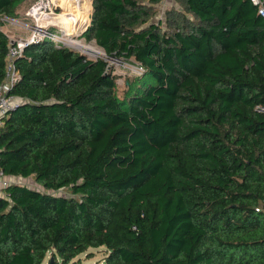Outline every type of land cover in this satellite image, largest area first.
Here are the masks:
<instances>
[{"label":"trees","instance_id":"obj_1","mask_svg":"<svg viewBox=\"0 0 264 264\" xmlns=\"http://www.w3.org/2000/svg\"><path fill=\"white\" fill-rule=\"evenodd\" d=\"M25 1L0 0V84ZM162 1L93 0L83 36L106 57L45 38L16 58L0 168L44 190L3 189L0 264L101 247L105 264H264V17L180 0L156 21ZM109 59L143 67L123 93Z\"/></svg>","mask_w":264,"mask_h":264},{"label":"rangeland","instance_id":"obj_2","mask_svg":"<svg viewBox=\"0 0 264 264\" xmlns=\"http://www.w3.org/2000/svg\"><path fill=\"white\" fill-rule=\"evenodd\" d=\"M48 0H26L25 2L21 3L17 8V14L18 16L15 18H5L4 19V25L3 29L5 32L8 33L9 37L12 41H27L29 40L32 35L34 34V29L36 28V25H44L41 28L44 29L45 26H48L46 28L48 31L57 34L60 39L66 40L68 42L69 34L66 33L67 29L70 28V25L67 23L66 27L60 26V25H54V24H47V21H44L45 14H50L54 16H60L63 11L62 8L59 5H54L47 8H42L43 10V16L41 19L36 18L32 12L33 9L37 8L38 6H41V3H46ZM81 11L84 13L86 11L87 13V20L88 22L85 24V27L82 30V37H74L76 40L81 41L85 45H92L94 47H97L100 54L97 56L91 55L85 50L79 48L76 45L69 44V46L73 49H76L77 51H80L84 54H86L89 58L96 59L98 57H106L105 51L100 48L95 40H88L85 36H83L84 32L89 28L91 22H92V13H93V0H91V6L90 9L86 8L83 4H78L77 6ZM170 9H181V3L180 0H163L157 5V14L155 16L156 21H165L166 15L168 10ZM37 20V21H36ZM44 23V24H43ZM76 23V27L79 26V24ZM72 28H74L75 23L73 22ZM74 29H77V28ZM45 29V30H46ZM73 30V29H69ZM68 46V45H66ZM109 63L111 66V69L114 71V73L118 76L117 83H118V93H123L126 89L127 80L130 78H133L134 76L138 75L137 72H135V69L133 66L136 65V63L132 60H115V59H109ZM10 181L12 183L16 184H24L33 188L44 190L43 186L40 185L35 181L33 177L23 178V177H11ZM52 192V191H51ZM59 193L61 194H68L67 191L60 190ZM3 194V192H2ZM106 250L105 247L101 248H90L88 252L80 255L79 257H76L73 264H105L104 258L106 256ZM53 258L52 264H57V262L61 263V258L57 256V262H54V257L52 255V252H49L46 256L43 264H51V259Z\"/></svg>","mask_w":264,"mask_h":264},{"label":"built area","instance_id":"obj_3","mask_svg":"<svg viewBox=\"0 0 264 264\" xmlns=\"http://www.w3.org/2000/svg\"><path fill=\"white\" fill-rule=\"evenodd\" d=\"M252 1L254 4L258 6L259 14L264 17V1L263 0H252ZM41 27L42 26L40 25H36V28L34 29V34L29 40L17 41V42L12 41L9 46V50L6 55V61H7L6 76L3 82L0 84V128L4 126L5 119L10 113V111L16 108L23 101L22 98L10 94V92L20 79V73L16 66V58L23 53L25 47L28 44H31L33 42H38L40 40H44L45 38L51 40L56 46H63V45L69 46L70 44L66 40L60 39L57 34L51 32L50 30L48 31L46 29L48 28V26H45L44 29H42ZM133 68L135 69V72H137V74H141L143 72V67L138 64L133 66ZM10 184H12V182L10 181L9 177L5 175L4 171L0 168V192L3 191V189Z\"/></svg>","mask_w":264,"mask_h":264},{"label":"bare ground","instance_id":"obj_4","mask_svg":"<svg viewBox=\"0 0 264 264\" xmlns=\"http://www.w3.org/2000/svg\"><path fill=\"white\" fill-rule=\"evenodd\" d=\"M80 3L81 5L83 4L86 8L90 9L89 7L91 6V0H48V2L41 3V6L35 8L33 13L35 16H37V18L41 19L43 16V7L51 8V6L59 5L62 8L63 13L59 17L50 14H45L44 21H47V24L60 25L63 27H66L68 23L70 25V28H66V33L69 34V37L72 36L68 39V42L70 44L78 46L79 48L85 50L91 55L97 56L100 54L97 47H94L92 45H85L81 41L76 40V38L73 39L74 37H82V30L85 27V24L88 22L86 11H84L83 13L81 9L77 7ZM73 22L75 23L74 28L76 27V23L79 24V26L76 27L77 29L72 28L71 24Z\"/></svg>","mask_w":264,"mask_h":264},{"label":"crops","instance_id":"obj_5","mask_svg":"<svg viewBox=\"0 0 264 264\" xmlns=\"http://www.w3.org/2000/svg\"><path fill=\"white\" fill-rule=\"evenodd\" d=\"M8 177H9V179H10L11 177H15V176H8ZM2 192H3V191L0 192V195L2 194Z\"/></svg>","mask_w":264,"mask_h":264},{"label":"water","instance_id":"obj_6","mask_svg":"<svg viewBox=\"0 0 264 264\" xmlns=\"http://www.w3.org/2000/svg\"><path fill=\"white\" fill-rule=\"evenodd\" d=\"M91 25V24H90ZM53 258L51 259V264H52Z\"/></svg>","mask_w":264,"mask_h":264}]
</instances>
